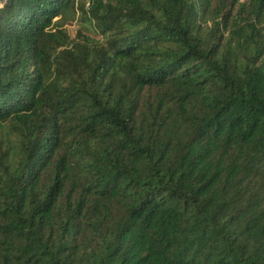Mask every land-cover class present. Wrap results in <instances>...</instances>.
Returning <instances> with one entry per match:
<instances>
[{"label":"trees","instance_id":"obj_1","mask_svg":"<svg viewBox=\"0 0 264 264\" xmlns=\"http://www.w3.org/2000/svg\"><path fill=\"white\" fill-rule=\"evenodd\" d=\"M0 264H264V0H0Z\"/></svg>","mask_w":264,"mask_h":264}]
</instances>
